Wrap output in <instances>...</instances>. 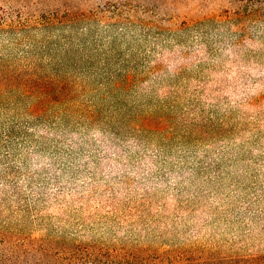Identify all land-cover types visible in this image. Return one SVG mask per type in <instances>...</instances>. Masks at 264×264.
Segmentation results:
<instances>
[{"label": "trees", "instance_id": "obj_1", "mask_svg": "<svg viewBox=\"0 0 264 264\" xmlns=\"http://www.w3.org/2000/svg\"><path fill=\"white\" fill-rule=\"evenodd\" d=\"M227 19L162 24V82L150 86L130 58H109L102 68L82 72L51 56L45 63L35 56L24 67L0 65V178L18 193L26 213L16 224L1 217L3 247L22 236L18 250L38 253V264H264V178L241 179L244 171L225 161L244 142L245 129L231 120L264 103V62L239 45H228L222 57L200 56L208 53L210 33ZM192 33L201 35L202 48H192ZM196 61L201 64L192 75ZM20 142L29 156L15 160ZM60 146L68 155L55 158ZM37 169L43 170L39 176ZM21 179L31 192H23ZM59 199L65 206L102 204L133 217L132 204L156 220L137 228L117 222L107 240L70 238V232L25 235L30 212L51 219L65 214L53 210ZM220 215L223 239L190 243L196 225ZM161 239L169 246L162 245L156 262L151 254ZM10 255L1 254L0 264H21L19 254Z\"/></svg>", "mask_w": 264, "mask_h": 264}, {"label": "rangeland", "instance_id": "obj_2", "mask_svg": "<svg viewBox=\"0 0 264 264\" xmlns=\"http://www.w3.org/2000/svg\"><path fill=\"white\" fill-rule=\"evenodd\" d=\"M213 16L229 19L219 23L210 33L208 53L200 55L202 59L225 56L228 45H239L254 54L252 57L255 60L264 62V0H0V26L5 28L0 29V65L24 67L35 56L43 63L48 61L47 56H51L57 64L82 72L90 65L102 68L109 58L117 62L130 58L139 66L138 72L145 75V84L150 86L154 82H162V24L178 26L184 21L194 22ZM11 24L13 29L7 27ZM192 35L190 43H195L192 48H202L201 35ZM197 64L201 62H195V68L189 70L190 74L196 75L199 70ZM136 107L140 108L137 103ZM2 111L3 108L0 113ZM243 113L244 118L240 117V121L235 122L233 118L231 124L245 129L244 142L234 145L235 153L243 156L244 161L238 163L231 159L235 156L231 151L232 155L225 160L230 164L226 166L232 170H243L241 179L264 178V103ZM65 144L67 146L68 141ZM58 150L55 158L60 153L65 157L68 155L63 146ZM2 151L0 154H3ZM28 156V151L20 142L15 160L27 159ZM46 156L51 158L53 154L46 149ZM133 156V161L138 162L137 156ZM62 159L59 157L57 164ZM2 161L0 158V177L3 176ZM42 173V169H37L35 174L39 176ZM234 179L230 177V180ZM2 181L3 178H0L1 230L4 229L1 217L16 224L26 215L19 208L18 193H14L11 184L4 185ZM21 183L23 192H31L27 180L21 179ZM49 192L53 194V188ZM37 207L41 211L45 206L38 204ZM131 207L134 209L133 217L128 216L126 211L114 212L113 208L103 207L102 204L87 210H82L79 204L65 206L59 199L53 210L65 213L63 216L54 215L51 219V216L45 218L32 211L28 214L30 216L23 232L32 238L70 232V238L90 236L107 240L111 236L108 228L117 222L130 228L151 225L150 220L155 217H148L132 204ZM203 219L204 214L199 221ZM224 226L225 216H209V222H202L199 227L196 225L193 228L197 232L195 239L192 237V242H188L194 244L206 242L204 240L208 238L223 239L226 235ZM184 240L180 238L177 241L184 243ZM22 242V236H14L7 248L0 243V255L6 253L12 257L10 253L15 252L20 255L18 262L21 264L41 263L38 253L18 250ZM162 245L161 239L156 253L151 254L156 262H160ZM47 261V264H64V259Z\"/></svg>", "mask_w": 264, "mask_h": 264}]
</instances>
